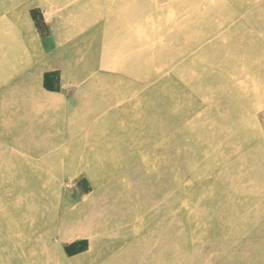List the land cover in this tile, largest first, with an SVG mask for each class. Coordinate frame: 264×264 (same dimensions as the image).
<instances>
[{
    "label": "rangeland",
    "instance_id": "1",
    "mask_svg": "<svg viewBox=\"0 0 264 264\" xmlns=\"http://www.w3.org/2000/svg\"><path fill=\"white\" fill-rule=\"evenodd\" d=\"M0 264H264V0H0Z\"/></svg>",
    "mask_w": 264,
    "mask_h": 264
}]
</instances>
